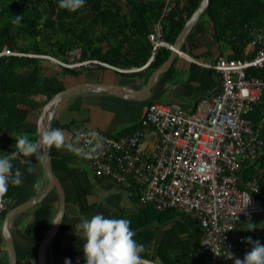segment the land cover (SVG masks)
<instances>
[{"label": "trees", "instance_id": "trees-1", "mask_svg": "<svg viewBox=\"0 0 264 264\" xmlns=\"http://www.w3.org/2000/svg\"><path fill=\"white\" fill-rule=\"evenodd\" d=\"M199 2L200 0H174L172 10L163 21V37L167 42L173 44ZM162 6V0H86L80 8L67 10L59 7L58 0H0V50L7 47L19 52L63 57L67 50L79 46L85 58L96 57L119 67H138L150 55L151 43L148 34L153 22L159 17ZM203 15L211 21L214 38H232V58H241L242 50L250 39L248 27L264 28V0H209ZM17 16L21 18L19 23L16 22ZM169 53V49L160 48L154 60L149 63V69L160 66ZM53 66L56 67L48 60L37 57L9 55L0 58V154L11 157L13 172L15 168H20L24 173L28 167L22 154L13 152L16 150L15 138L25 135L22 125L26 112L20 107H39L33 99V89L39 84L45 68ZM60 70L72 74L78 72L62 67ZM257 70H248V75L261 77ZM50 97L47 95L42 103H46ZM252 112L249 118L256 124L261 120V115L259 111L254 114ZM262 123L264 142V119ZM49 155L54 171L57 173L60 169L64 172L63 178L57 175L65 191L66 205H76L82 215L87 217L103 212L105 215L129 218L131 227L136 231L135 239L144 245H148L154 237L146 230L150 222H170L153 252L143 251L142 257L158 259L160 264H211L209 255L197 243L201 230L195 221L173 208L157 211L151 206H145L135 213L126 214L118 207V199L114 194H108L98 202L88 203L86 195L90 193L92 184L85 170L71 163L68 158L55 155L51 148ZM239 175L242 180L257 179L258 197L264 207V152L254 161L246 163ZM21 189L22 184L10 183L7 192L1 195L5 200V207L0 209V228L5 212L17 205L10 201ZM133 198L136 199L134 196ZM32 209V220L21 227L22 232L29 238V247L24 254L16 253V264H34L38 243L55 213L52 203L46 199ZM81 220L83 218L78 217L70 229L71 239L66 251L68 255L81 248V233L75 227ZM253 225L255 228L248 229ZM185 233L187 236L182 237ZM234 236L235 242L238 236H252L264 243V211L256 214L252 220L250 216L243 218ZM3 243L0 232V245ZM242 244L247 247L246 250L240 248ZM237 246L236 255L241 259L251 247L245 239ZM0 264H3L1 246ZM80 264H84V260Z\"/></svg>", "mask_w": 264, "mask_h": 264}, {"label": "built area", "instance_id": "built-area-1", "mask_svg": "<svg viewBox=\"0 0 264 264\" xmlns=\"http://www.w3.org/2000/svg\"><path fill=\"white\" fill-rule=\"evenodd\" d=\"M162 1L161 13L148 34L151 52L141 67H119L96 57L85 58L79 46L67 50L63 57L3 47L0 58L37 57L75 71L98 67L139 70L154 60L160 48H173L163 37V21L174 0ZM248 30L254 55H219L209 67L221 78L220 90L200 98L192 112L176 103L150 102L139 126L130 133L114 136L98 129L72 130L92 176L111 180L141 206L157 211L173 208L195 221L201 230L197 243L211 264H230L237 244L243 241L238 236L236 243L234 236L240 221L264 211L257 179L242 180L239 175L246 163L264 152L261 123L249 118L264 97V78L248 75L250 69L264 68V28ZM240 248L247 249L244 244Z\"/></svg>", "mask_w": 264, "mask_h": 264}, {"label": "crops", "instance_id": "crops-1", "mask_svg": "<svg viewBox=\"0 0 264 264\" xmlns=\"http://www.w3.org/2000/svg\"><path fill=\"white\" fill-rule=\"evenodd\" d=\"M123 9L125 10V8ZM232 42V38L215 39L211 21L202 13L186 36L181 46V53H177L168 67L160 73L150 94L144 100L122 98L102 93H84L68 96L60 101L56 106L47 128L59 127L63 129L65 133V144L60 148L53 146L51 150L55 155L66 157L71 163L85 170L82 166V162L85 163L84 159L79 152L78 156H75L69 145L71 139L76 140L72 134V130L76 129L75 126H79L78 128L98 129L105 133L119 136L130 133L139 126V122L150 102L176 103L179 104L184 111L192 112L196 102L200 98L214 95L220 90L221 78L217 72L209 67V65L213 64L219 55L232 58L234 55ZM254 50L255 48L249 44V41L246 42L242 50L241 58L252 57ZM143 64L138 67L143 66ZM96 69H103V71H101V75H104L102 80V76L99 72L93 73ZM153 70L149 69L148 65L132 72H119L111 68L98 67L91 70L78 71L76 74H73L72 79L74 82H71V84L73 85L81 82H103L140 90L144 88ZM60 72H62V70L55 66L45 68L39 84L33 89L35 93L33 99L37 102L35 104H39V107H20L26 112V119L22 125V131L25 135L30 137L33 136L34 139L36 138V123L44 105L42 103L43 100L47 95L52 96L54 93L65 88V82L63 77L60 76ZM257 73L264 78V68L258 69ZM106 74L112 75L107 76ZM106 76L110 79L106 80ZM256 111H259L258 113L261 115V120L259 122L261 123V127H263L264 97L261 102L257 104L254 112ZM254 112L252 113L254 114ZM22 158L24 161L28 162V167L22 175V181L24 180L25 173L29 171V169H32L33 172L31 174L34 177V183H36L38 187L36 188L37 191L35 190L30 193L26 191L22 185V189L20 190L22 193H17L19 195H15L17 204L37 195L47 184V178L45 174H43V169L39 164L38 155L33 154L27 157L22 154ZM63 173L64 172L59 169L56 174L63 178ZM85 174L92 184L90 193L86 195L88 203L98 202L104 196L114 194L118 199V207L123 209V213H135L140 207H144L141 206L127 190L121 189L111 180L96 178L89 173V170H85ZM44 199L51 202L52 207L56 211V192L54 190L50 191ZM32 211V208L21 211L14 215L10 221V230H12L11 227H13V232L20 241L19 245H21L19 252L15 250L16 253L24 254L29 247V238L22 232L21 227L32 220ZM78 217L84 219L86 216L80 213L76 205H66L60 227L51 242L47 244V264H64L66 257H70L73 264H80V261L84 260L81 248L75 250L72 255L66 254L69 247L68 243H70L71 239L70 229ZM169 225L170 222L160 224L156 221H152L146 226V230L150 231L154 237L148 245H145V252H153L154 248L161 241L164 230L169 227ZM186 236V233L182 235V237ZM237 257L238 255H236L230 263H234ZM155 261L159 262L158 259ZM33 263L37 264V259L33 260Z\"/></svg>", "mask_w": 264, "mask_h": 264}, {"label": "clouds", "instance_id": "clouds-1", "mask_svg": "<svg viewBox=\"0 0 264 264\" xmlns=\"http://www.w3.org/2000/svg\"><path fill=\"white\" fill-rule=\"evenodd\" d=\"M86 3V0H58L60 8L76 10ZM17 16L16 22L19 23ZM65 144L64 130L59 127H49L39 133L37 138L20 135L15 138L16 154L32 156L41 155L40 149L46 145L60 148ZM32 171V169H29ZM22 171L15 168L13 172L12 159L8 155L0 154V194L7 192L9 184H21ZM52 222H60L59 219ZM131 220L123 216L105 215L97 212L85 217L75 227L81 233V249L84 264H141V253L145 245L135 239L136 231L131 227ZM250 226L248 229H253ZM251 247L243 258L237 257L234 264H264V243L252 236L244 237ZM231 253V252H230ZM232 255V253H231ZM230 255V256H231ZM64 264H73L70 257H66Z\"/></svg>", "mask_w": 264, "mask_h": 264}, {"label": "water", "instance_id": "water-1", "mask_svg": "<svg viewBox=\"0 0 264 264\" xmlns=\"http://www.w3.org/2000/svg\"><path fill=\"white\" fill-rule=\"evenodd\" d=\"M209 3V0H200L196 9L191 13L189 18L184 23L182 29L178 33L175 41L173 42V48L170 50L169 56L167 59L157 68H155L150 76L148 77L144 88L133 89L131 87L118 85V84H111V83H103V82H81L76 83L71 86L65 87L64 89L54 93L47 101L44 103L40 115L38 117L36 123V138L38 137L39 133L46 129L49 125L50 119L56 109V106L60 101L68 96H74L78 94L84 93H102V94H110L119 96L122 98H132V99H145L151 92V89L155 85L159 75L163 72L170 62L172 61L173 57L181 52V46L184 43L186 36L189 34L190 30L193 28L194 24L200 17V15L205 11ZM45 149L41 148L40 152L41 155H38L39 164L43 169V174H45L47 178L46 186L35 196L10 207L4 214L0 232L3 238L4 246L8 249L9 252V264H16L17 256L15 252V248L13 246V237L10 231V221L14 215L17 213L27 210L29 208L34 207L36 204L41 202L44 197L52 190H54L57 194V207L56 211L53 215V218L48 225L41 241L38 243L37 247V264H47L46 262V249L47 244L51 242L54 238L55 234L57 233L61 220L63 218L65 207H66V195L63 188V185L60 181L56 172L54 171L50 155H49V148L45 145ZM59 219L60 222H52L54 220ZM141 264H160L155 260H151L148 258L142 257Z\"/></svg>", "mask_w": 264, "mask_h": 264}, {"label": "rangeland", "instance_id": "rangeland-1", "mask_svg": "<svg viewBox=\"0 0 264 264\" xmlns=\"http://www.w3.org/2000/svg\"><path fill=\"white\" fill-rule=\"evenodd\" d=\"M123 6V5H122ZM124 8V7H123ZM56 67L58 68V69H60V67L58 66V65H56ZM82 71V70H81ZM101 71H103V69H96V70H94V72L93 73H100V75H101ZM88 73V72H87ZM60 74V76L61 77H63V79H64V86L65 87H68V86H70V84H71V82H74V80L72 79V73L71 72H68V73H63V72H60L59 73ZM107 76H111L112 74H106ZM116 75H119V74H116ZM102 76V78H101V80L103 79V74L101 75ZM106 76V77H107ZM122 76H126V75H122ZM107 79H110L109 77H107L106 78V80ZM72 85V84H71ZM76 128H78L79 126H75ZM32 138H34L33 136H31ZM69 145H70V147H71V150H72V153L75 155V156H78V152H79V143L77 142V140H70L69 141ZM82 166L85 168V170L86 171H88V166H87V164L86 163H84V162H82ZM33 171H27L26 173H25V175H24V182L23 183H21L22 185H23V187H24V189L26 190V191H29L30 193H32L33 191H35L36 190V188L38 187V185L36 184V183H34V180H33V176H32V173ZM36 184V185H35ZM37 191V190H36ZM19 194L20 193H22V191L20 192H18ZM19 194H17V195H19ZM12 201H14V202H16V197H14L10 202H12ZM7 202H9V200L7 201ZM2 204V203H1ZM3 206V205H2ZM253 218H255V215H251L250 216V219L252 220ZM12 228V230H10L11 231V234H12V237H13V246H14V248H15V250L17 251V252H19L20 251V247H21V245H19V243H20V241L18 240V238L16 237V234L13 232V227H11ZM259 228H261V224L259 225ZM1 246V257H2V263L3 264H9V252H8V249L6 248V246H4V243L3 244H1L0 245Z\"/></svg>", "mask_w": 264, "mask_h": 264}]
</instances>
